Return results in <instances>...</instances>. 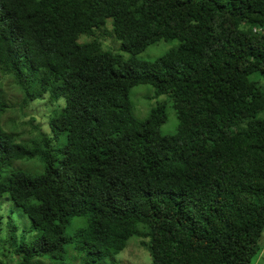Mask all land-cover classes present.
<instances>
[{
  "label": "trees",
  "instance_id": "obj_1",
  "mask_svg": "<svg viewBox=\"0 0 264 264\" xmlns=\"http://www.w3.org/2000/svg\"><path fill=\"white\" fill-rule=\"evenodd\" d=\"M106 26L127 58L103 50L95 36ZM159 42L176 44L137 58ZM254 75L264 78V0H0V79L22 108L57 104L50 134L23 139L2 125L0 88V198L38 233L18 244L10 234L0 264L9 248L17 264H112L133 237L150 264L261 258L264 84ZM141 85L167 97L174 134L161 133L165 103L133 115ZM20 160L41 170L11 167Z\"/></svg>",
  "mask_w": 264,
  "mask_h": 264
},
{
  "label": "rangeland",
  "instance_id": "obj_2",
  "mask_svg": "<svg viewBox=\"0 0 264 264\" xmlns=\"http://www.w3.org/2000/svg\"><path fill=\"white\" fill-rule=\"evenodd\" d=\"M96 38L102 44L103 50H112L115 54H121L123 57H128L127 54L120 52L118 49L119 43H117L111 33V28L106 26L104 29H100L96 32ZM90 38L83 36L80 42L89 41ZM176 42H159L155 45L148 47L143 53L139 54L137 58L144 60H153L168 49L172 48ZM256 79L260 81V84H264V78L254 75ZM9 76H3L0 79V88L4 93L5 100L9 103V107L6 113L2 117V125L6 130L15 129L23 139H30L38 135L39 133L49 135L50 129L48 121L51 116L52 110L57 104L50 103L47 96L42 99L36 100L26 107L22 108V98L19 91L15 88V85L11 84ZM154 89L151 86L141 85L135 87L131 91V102L133 105V115L138 119H144L147 117L151 108L155 107L158 103H165V113L167 116L166 122L161 126V133L174 134L177 127V119L175 112L170 106L169 101L165 102L166 96H160L156 98L154 96ZM139 94V95H138ZM63 107V102L59 103V108ZM257 119L264 120V111L260 112ZM14 127V128H12ZM12 168H22L33 172H39L41 165L37 160H20L12 164ZM83 224L82 219H76L70 228H67L66 234H71L72 231ZM14 226L16 231L13 232L11 227ZM13 234L17 241V244L24 242H31L36 239L38 233L32 229L31 222L28 217L17 208L14 203L7 196L0 198V254L4 249L2 246L3 241L9 238V235ZM264 241V233H263ZM264 247V242H262ZM11 253H8L7 260L10 264H17V257L13 254L12 248H9ZM74 252V251H71ZM261 258L254 257L252 264H264V251H261ZM68 259L64 262L56 260H40L39 264H67ZM112 264H150L149 253L142 248L140 241L133 237L129 240L127 247L114 260L108 261ZM71 264V262H68ZM72 264H79V261H75Z\"/></svg>",
  "mask_w": 264,
  "mask_h": 264
}]
</instances>
